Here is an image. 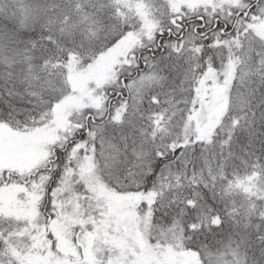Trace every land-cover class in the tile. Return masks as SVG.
I'll use <instances>...</instances> for the list:
<instances>
[{
	"label": "snow or ice",
	"instance_id": "1",
	"mask_svg": "<svg viewBox=\"0 0 264 264\" xmlns=\"http://www.w3.org/2000/svg\"><path fill=\"white\" fill-rule=\"evenodd\" d=\"M0 264H264V0H0Z\"/></svg>",
	"mask_w": 264,
	"mask_h": 264
}]
</instances>
